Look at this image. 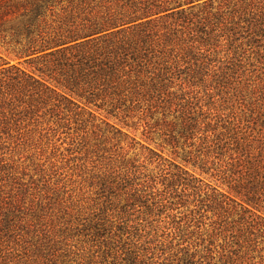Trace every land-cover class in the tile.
<instances>
[{"label":"trees","instance_id":"16d2710c","mask_svg":"<svg viewBox=\"0 0 264 264\" xmlns=\"http://www.w3.org/2000/svg\"><path fill=\"white\" fill-rule=\"evenodd\" d=\"M0 43L14 55H0L6 126L47 114L56 127L71 119L83 130L80 143L108 153L94 196L69 199L44 169L35 178L6 158L0 136L1 259L204 264L223 236V264H239L245 251L264 243V129L246 134L234 115L223 120L220 107L204 110L197 90L205 79L217 82L237 70L241 56L233 43H264V0H0ZM220 52L224 60L213 64ZM96 110L142 120L149 134L161 126L175 158ZM158 114L161 123H151ZM189 205L183 219L188 230L197 229L186 235L173 211ZM207 211L218 219L209 229L199 225ZM195 230L208 236L204 252L191 251Z\"/></svg>","mask_w":264,"mask_h":264},{"label":"rangeland","instance_id":"374dc122","mask_svg":"<svg viewBox=\"0 0 264 264\" xmlns=\"http://www.w3.org/2000/svg\"><path fill=\"white\" fill-rule=\"evenodd\" d=\"M226 44L228 45V43ZM238 44H240L241 49L236 47ZM232 45L231 47L239 52L237 56H241L240 66L236 67L237 70L230 71L225 79L221 75L217 82L213 77H209V81L208 78L205 79L203 85L197 87V90L200 91L198 95L201 104H204V110L220 107L223 120H230L234 115L235 120L240 121L242 130L246 134L253 135V133L256 134L264 129V43H233ZM0 55L10 60L14 58V55L8 52L6 46H2L1 43ZM224 55V52L214 55L212 63L218 65L219 61L224 60ZM211 79H213L212 89L209 87ZM207 84L209 89L205 86ZM96 112L102 117H106L112 125L135 137L137 141L162 151L164 157L175 158L172 148L164 145L163 138L160 137L161 130L159 127L161 126L156 127L155 132L149 134L147 132L148 127L142 120L137 121L135 119L127 122L124 118L112 116L105 110H96ZM6 115L0 110V136L4 142V148L1 152L5 153L6 158L12 157L11 159H14L26 172L35 174V178H41L44 169L47 177L51 179L52 186L58 187L59 193L66 198L79 199L94 196L95 182L99 175L100 165L105 162L103 156H107L108 153L97 154L92 152V149L88 148L85 143H80L78 138L84 134L77 124L73 123L71 119L70 121L65 119L66 126L56 127V118L47 114L43 118L36 116L29 118V116L24 121V118H20L16 122L10 120L6 126L8 123L5 119ZM161 118L162 116L158 114L154 118H150V121L155 123L159 120L161 123ZM87 138L91 140L93 134L88 132ZM180 157L177 158L176 162L183 165L184 162L181 161ZM142 160L143 158L140 159V162ZM185 166L190 172L200 176L211 185H221L209 174L201 173L199 167H194L192 162H185ZM153 171L156 173L158 170ZM194 197L197 198L196 195ZM194 197L192 199H195ZM191 208L192 205L180 206L173 211L175 219L181 223L180 231L186 235L189 231L197 229V227L192 226L188 230V224L183 219L186 215L190 216ZM204 214L202 224L199 225L209 229L212 227L209 226L212 221H218L217 215L212 211L204 212ZM159 234H162V231ZM193 234L194 246H191V251L200 250L204 252L207 247H211L207 235L199 234L197 230ZM158 238L162 239V237ZM177 242V239L173 240L174 245ZM188 244L185 242L184 245L180 246ZM212 249L214 259L210 262L205 261L204 264H223L226 259L222 258V254L227 249L225 238L218 236ZM245 252L244 258L237 261L239 264H264V243L255 250L250 249ZM243 254V252H239L238 256ZM0 264H10V261L0 258Z\"/></svg>","mask_w":264,"mask_h":264}]
</instances>
